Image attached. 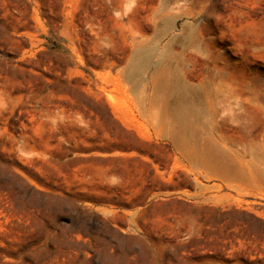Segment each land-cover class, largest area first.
Instances as JSON below:
<instances>
[{
  "label": "rangeland",
  "instance_id": "374dc122",
  "mask_svg": "<svg viewBox=\"0 0 264 264\" xmlns=\"http://www.w3.org/2000/svg\"><path fill=\"white\" fill-rule=\"evenodd\" d=\"M0 264H264V0H0Z\"/></svg>",
  "mask_w": 264,
  "mask_h": 264
},
{
  "label": "bare ground",
  "instance_id": "6f19581e",
  "mask_svg": "<svg viewBox=\"0 0 264 264\" xmlns=\"http://www.w3.org/2000/svg\"><path fill=\"white\" fill-rule=\"evenodd\" d=\"M176 94H178V96H185V95H187L188 94V90H186V89H178L177 88V93ZM188 96V95H187Z\"/></svg>",
  "mask_w": 264,
  "mask_h": 264
}]
</instances>
